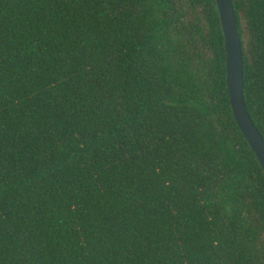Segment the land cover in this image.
<instances>
[{
  "label": "trees",
  "instance_id": "1",
  "mask_svg": "<svg viewBox=\"0 0 264 264\" xmlns=\"http://www.w3.org/2000/svg\"><path fill=\"white\" fill-rule=\"evenodd\" d=\"M231 3L264 139V0ZM0 264H264L215 0H0Z\"/></svg>",
  "mask_w": 264,
  "mask_h": 264
},
{
  "label": "water",
  "instance_id": "2",
  "mask_svg": "<svg viewBox=\"0 0 264 264\" xmlns=\"http://www.w3.org/2000/svg\"><path fill=\"white\" fill-rule=\"evenodd\" d=\"M225 49L226 86L234 118L254 151L264 172V139L253 124L243 99V70L240 39L231 0H215Z\"/></svg>",
  "mask_w": 264,
  "mask_h": 264
}]
</instances>
